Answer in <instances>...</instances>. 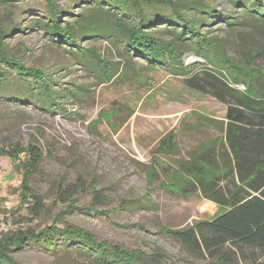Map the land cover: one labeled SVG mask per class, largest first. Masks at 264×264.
<instances>
[{
    "label": "rangeland",
    "instance_id": "1",
    "mask_svg": "<svg viewBox=\"0 0 264 264\" xmlns=\"http://www.w3.org/2000/svg\"><path fill=\"white\" fill-rule=\"evenodd\" d=\"M53 1L60 8L74 7L69 21H86L91 29L103 30L84 36L80 46L112 64L111 79L106 81L103 65H98L91 54L75 56L71 48L56 45L43 34L36 22L47 14L44 0L2 6L5 26L26 28L7 39L9 56L50 75L59 92L67 88L78 95L77 99L67 95L64 105L70 113L59 108L52 112L34 99L20 102L2 98L0 88V148L34 142L46 153L32 181L44 200V212L39 217L16 210L22 176L9 158H0V233L40 231L59 219L61 227L81 228L100 242L130 252H161L160 264H212L213 259L188 252L167 230L186 229L223 211L203 198L197 187H189L192 177L179 172L180 163L188 162L194 152L221 142L220 123L228 106L210 94L188 88L182 74L150 65L126 51L120 35L109 25V16L106 18L97 5L80 0ZM168 1L144 2L147 16H169ZM171 1L183 3L182 12L188 19L209 20L202 6L232 19L235 25L231 27L215 22L211 27H201V33L209 30L215 40L214 60L225 57L238 63L250 78L252 94L264 96V22L254 20L245 9L254 0ZM165 28L160 25L151 31L172 40ZM247 55L256 57L245 59ZM186 61L203 63L192 54ZM8 74L11 81L7 92L22 94L24 85L12 70L8 69ZM249 85L236 88L244 92ZM163 140L172 147L169 144L162 149ZM62 179L67 185L79 180L86 189L96 180L104 193L103 204H96L87 190L70 199L61 195ZM70 203L91 210L68 213ZM12 256L20 264H97L73 248L58 247L49 252L35 243Z\"/></svg>",
    "mask_w": 264,
    "mask_h": 264
},
{
    "label": "trees",
    "instance_id": "2",
    "mask_svg": "<svg viewBox=\"0 0 264 264\" xmlns=\"http://www.w3.org/2000/svg\"><path fill=\"white\" fill-rule=\"evenodd\" d=\"M23 1L0 0V11L2 6H18ZM44 1L47 14L36 22L43 34L56 45L71 48L75 56L85 58L86 53L91 54L98 65H103L105 79L110 81L112 64L80 46L84 36L97 35L103 30L91 29L86 21H69L73 6L60 8L53 0ZM80 1L97 5L99 11L105 12L106 18L109 16V25L120 35L126 51L145 59L150 65L182 74L188 88L210 94L228 106L225 120L220 123L221 142L194 152L188 162L180 163L182 172H179L192 177L189 187H197L203 198L217 204L223 211L212 220L197 222L186 229L167 230V233L188 252L213 259L212 264H264V96L252 94L250 78L238 63L225 57L215 61L216 56H212L217 50L215 40L210 37L209 30L201 33V27H211L215 22L231 27L235 25L232 19L209 6H202L203 14L209 20L188 19L182 12L183 3L171 0L168 1L169 16L158 13L151 18L144 9V2L151 0ZM104 5L108 7L105 10L102 8ZM245 9L254 20L264 22V0L247 3ZM160 25L166 27L173 36L172 40L167 41L151 31ZM9 26L4 25V17L0 13L2 98H16L20 102L30 98L46 110L55 112L59 108L70 113L64 105L67 95L77 99L78 93L67 88H64V94L59 92L50 75L38 68L25 67L11 58L6 50V41L17 32L24 33L26 28ZM189 54L202 58L203 63H188L186 58ZM250 57L256 55H247L245 59ZM8 69L24 85L22 94L7 92L11 81ZM243 83L249 85V90L242 92L236 88ZM169 144L172 143L163 140L160 147L163 149ZM45 156L44 150L34 142L26 146L17 144L0 148V158H9L22 176L20 205L16 210H25L35 217L44 212V200L32 186V181L40 172ZM60 188L61 195L68 199L84 190L91 191L95 203L103 204L104 193L97 187L96 180L86 189L79 180L67 185L62 179ZM75 210L89 213L91 208H76L70 203L68 213ZM59 223L58 219L40 231L27 229L25 232L0 233V264H20L12 253L31 243L42 245L49 252L58 247L73 248L93 258L97 264H160L163 260L161 252L153 255L142 251L130 252L100 242L81 228L72 225L61 227Z\"/></svg>",
    "mask_w": 264,
    "mask_h": 264
},
{
    "label": "crops",
    "instance_id": "3",
    "mask_svg": "<svg viewBox=\"0 0 264 264\" xmlns=\"http://www.w3.org/2000/svg\"><path fill=\"white\" fill-rule=\"evenodd\" d=\"M217 207H218V205L217 204H215Z\"/></svg>",
    "mask_w": 264,
    "mask_h": 264
}]
</instances>
